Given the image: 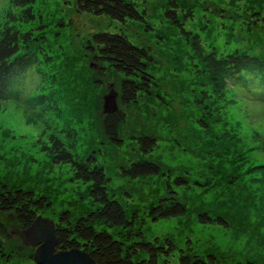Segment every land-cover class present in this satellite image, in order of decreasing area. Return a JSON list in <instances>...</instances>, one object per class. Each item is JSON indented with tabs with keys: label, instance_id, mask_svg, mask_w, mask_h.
Segmentation results:
<instances>
[{
	"label": "rangeland",
	"instance_id": "374dc122",
	"mask_svg": "<svg viewBox=\"0 0 264 264\" xmlns=\"http://www.w3.org/2000/svg\"><path fill=\"white\" fill-rule=\"evenodd\" d=\"M75 1L34 2V13L46 25L44 47L50 67L48 62L42 63V74L37 76L31 74L32 67L20 84L22 99L0 103V182L45 197L50 206L38 216L54 223L63 212L76 219L94 209L88 185L75 181L69 165L56 164L43 150L48 136L56 134L73 145L77 156L96 159L108 179V195L129 218L136 212L132 230L142 232L145 241L170 239L177 249L189 250L207 264H264V184L257 182L264 154L255 149L253 140L256 133L264 137V99L234 88L227 94L229 104L220 106L219 117L214 114L215 122L207 120L205 105L209 103L203 93L211 86L203 66L185 37L164 17L169 1L185 3L195 13L188 28L201 34L204 47L223 54L238 50L259 56L264 52V0H127L145 14L142 21L126 19L124 23L79 13ZM6 6L7 0H0V22ZM252 12L260 13L261 18L244 32L239 24L250 19ZM60 21L66 26L58 32ZM93 32H123L153 59L148 71L154 84L149 93L139 94L136 103L127 107L117 103L125 114L119 132L122 146H113L101 129L103 97L112 85L119 102L122 76L109 69L98 74L97 64L84 49ZM39 94L50 99L49 103L53 101V110L42 113L24 103ZM141 136L157 140L150 155L138 152L137 138ZM138 160L157 162L173 177L186 176L190 188L177 190L189 207L186 217L152 222L146 216L147 207L165 195V178L128 179L121 175L122 168ZM201 212L220 214L229 227L198 223ZM0 222L13 235L8 244L16 254L9 264H34L30 258L34 250L25 247L14 233L19 227L2 215ZM109 232L127 234L123 230Z\"/></svg>",
	"mask_w": 264,
	"mask_h": 264
},
{
	"label": "trees",
	"instance_id": "16d2710c",
	"mask_svg": "<svg viewBox=\"0 0 264 264\" xmlns=\"http://www.w3.org/2000/svg\"><path fill=\"white\" fill-rule=\"evenodd\" d=\"M34 2L35 0H7V6L2 13L0 103L19 102L22 99L23 89L20 84L32 67L31 74L35 76L42 74L40 73L42 63L48 62L47 66L50 67L51 59L45 54L44 47L47 43L46 25L40 16L34 13ZM74 6L79 13L122 23L126 19L142 21V14H145L139 13L135 4L127 0H76ZM194 14V9L185 3L176 5L174 1H169L164 8L167 22L185 37L194 58L203 66L202 71L210 83V90L203 93L209 103L205 105L206 119L215 122L214 114L219 117L220 106L223 104L221 108H225L229 104L227 94L229 90L235 91L234 88L256 95L262 101L264 52L259 56L238 50L223 54L214 48L204 47L201 34L188 28L195 19ZM258 17L261 18L260 13L252 12L250 19L246 18L243 21L245 23L239 24V27L248 32L251 26H256L259 22ZM242 25L245 27L242 28ZM57 26L60 32L66 24L60 21ZM208 26L205 20V34L209 32ZM228 31L231 32L232 29ZM54 35L59 36L56 33ZM84 49L97 64L99 75H103L104 71L109 69L122 76L117 102L121 106L134 104L139 94L149 93L154 84V78L148 71L149 63H152L153 59L146 49L133 45L123 32H93L87 37ZM36 88L40 89L41 85ZM49 101L50 99L39 94L25 99L24 103L32 109L39 108L44 113L48 109L53 110V101L51 100V103ZM124 122L125 114L119 108L114 115L103 116L101 129L113 146H122L119 132ZM225 139L229 142L228 137ZM253 140L257 142L255 149L264 154V137L256 133ZM137 144L139 154L145 156L156 149L157 140L153 136H141L137 138ZM72 147L73 145L64 143L56 134H51L48 136V146H44L43 150L51 154L56 164L69 165L75 181L88 185V195L96 207L85 216L76 219L68 212L59 215L58 221L54 223L57 251L77 249L86 252L96 264H171L173 259H177L176 264H207L189 250L177 249L170 239L155 238L148 242L144 240L142 232L134 233L132 229L137 219L136 212H132V216L128 217L124 208L108 195L106 186L108 179L104 169L96 164L93 156L83 159L74 154ZM121 175L128 179L165 178V195L147 207L146 216L152 222L180 219L189 214V207L181 200L177 191L190 188L191 184L186 176L173 177L170 170L149 160L130 163L122 168ZM257 182L264 184V166ZM201 185L197 183V186ZM49 206L50 203L45 197H36L32 192L11 188L0 182V215L8 217L20 230L28 228L38 213L45 211ZM196 220L207 226L229 227V222L220 214L201 212ZM110 230H123L127 234L114 235L109 232ZM10 235L13 236L6 225L0 222L1 263H11L14 259L13 254H16L8 244Z\"/></svg>",
	"mask_w": 264,
	"mask_h": 264
},
{
	"label": "water",
	"instance_id": "95a60500",
	"mask_svg": "<svg viewBox=\"0 0 264 264\" xmlns=\"http://www.w3.org/2000/svg\"><path fill=\"white\" fill-rule=\"evenodd\" d=\"M109 93L103 97V114L114 115L118 111L117 93L112 85L107 87ZM25 247L34 249V264H96L86 253L77 249L57 251V238L54 222L37 216L33 223L24 230L14 232Z\"/></svg>",
	"mask_w": 264,
	"mask_h": 264
}]
</instances>
